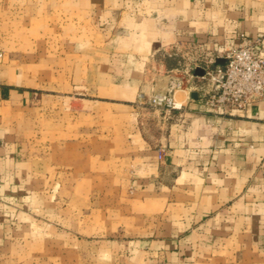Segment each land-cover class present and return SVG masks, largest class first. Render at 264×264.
<instances>
[{"label":"crops","instance_id":"1","mask_svg":"<svg viewBox=\"0 0 264 264\" xmlns=\"http://www.w3.org/2000/svg\"><path fill=\"white\" fill-rule=\"evenodd\" d=\"M3 1L14 20L54 7L88 47L41 61L55 71V93L32 63L0 65V264L19 240L54 250L87 243L109 264H264V100L227 113L200 100L211 87L207 59L224 64L241 33L264 50V0ZM167 91L182 110L148 103ZM99 141L103 172L49 171L65 151L96 154Z\"/></svg>","mask_w":264,"mask_h":264},{"label":"rangeland","instance_id":"2","mask_svg":"<svg viewBox=\"0 0 264 264\" xmlns=\"http://www.w3.org/2000/svg\"><path fill=\"white\" fill-rule=\"evenodd\" d=\"M3 4L7 6L6 0L3 1ZM0 11V65L3 64V67L6 68L7 63L10 61L16 63L15 60L18 61V64L24 61L32 63L33 69L31 75L41 79L44 83L43 87L47 85V88L43 89L44 91L55 93L56 88L52 85V82L54 84L55 81V71L49 72L46 69H39L41 67V61H49L54 64L55 57L48 56V54L52 53L54 55L57 49H63L66 54V52L73 47L86 48L88 47V41L75 39L78 38V36H74L75 34L71 30L72 22L69 21L70 19L64 18V20H62V17H57L54 7L53 9H49L48 15H37L36 18L25 16L17 18V20H14L10 16L8 17L7 7H1ZM81 30H83L82 27ZM95 42L96 44L94 46L96 47L102 45L98 41ZM45 54H47V56ZM64 57L66 60L71 59V56L65 55ZM70 75L71 73L66 71L64 73L65 79L68 80ZM60 91L62 90L60 89ZM63 91L64 95L73 96L78 94V89L74 91L71 87L65 86ZM65 107L70 108L71 103H66ZM24 112L23 109L16 111V114L20 116L15 120L16 132L20 135H23L24 130ZM26 112L28 115H34L33 111ZM33 122V130L39 133L42 121L35 120ZM49 122H53L54 126V121ZM64 123L65 132L61 139L65 143L66 148V143L71 141L72 138L67 135L69 134L68 131L70 132V128L69 130L66 129L67 121L65 120ZM103 125L104 115L103 111H100L96 115L92 128H94L97 133L103 129ZM83 131L82 129L81 132ZM54 138L55 136L52 138L53 141H55ZM80 139L83 145L86 146L87 136H80ZM91 142L92 141L88 142V144H91ZM50 144L51 141L49 140V145ZM52 144L53 145L49 148L50 151L55 148V143L53 142ZM85 146H82L83 149H85L84 151H82V149H80V151L75 149L74 152H76V154L65 151L60 161H53L49 171L55 174L59 173V175L103 172V144L101 141L90 145L93 146L91 149H94L96 154L93 153L92 150V152H89ZM73 158L78 159L80 166H75L77 161L73 163ZM56 163L58 167H55ZM82 218L81 216V219ZM69 226L70 223L67 222L64 228L71 229ZM68 236L71 238V233H66L63 237L64 240H66ZM83 238H86V236L80 233L79 239ZM63 244H65L63 247L54 250L39 245L34 246L27 244L20 240L15 241L13 248L8 251V253H4L5 257H3V260H7V262L3 264H109L108 261L103 258V252L101 250L98 251V249L88 247L87 243L80 244V246L76 247L77 249L71 247V245H66V241H64ZM75 256L79 257L76 258Z\"/></svg>","mask_w":264,"mask_h":264},{"label":"built area","instance_id":"3","mask_svg":"<svg viewBox=\"0 0 264 264\" xmlns=\"http://www.w3.org/2000/svg\"><path fill=\"white\" fill-rule=\"evenodd\" d=\"M224 58V64H215L212 57L205 61L203 77L211 87L200 95L201 103L210 111L227 113L242 110L252 100H264L261 39H252L241 33L238 45L225 50ZM148 103L171 112L183 109L182 103L169 91L153 94Z\"/></svg>","mask_w":264,"mask_h":264}]
</instances>
